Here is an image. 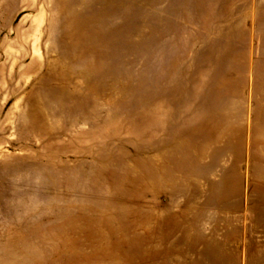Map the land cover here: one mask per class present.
<instances>
[{
	"label": "rangeland",
	"instance_id": "1",
	"mask_svg": "<svg viewBox=\"0 0 264 264\" xmlns=\"http://www.w3.org/2000/svg\"><path fill=\"white\" fill-rule=\"evenodd\" d=\"M0 264H264V0H0Z\"/></svg>",
	"mask_w": 264,
	"mask_h": 264
},
{
	"label": "bare ground",
	"instance_id": "2",
	"mask_svg": "<svg viewBox=\"0 0 264 264\" xmlns=\"http://www.w3.org/2000/svg\"><path fill=\"white\" fill-rule=\"evenodd\" d=\"M126 254V253H125Z\"/></svg>",
	"mask_w": 264,
	"mask_h": 264
}]
</instances>
